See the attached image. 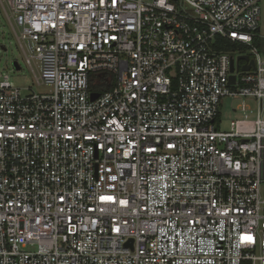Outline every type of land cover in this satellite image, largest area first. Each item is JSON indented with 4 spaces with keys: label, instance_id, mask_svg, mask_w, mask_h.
<instances>
[{
    "label": "built area",
    "instance_id": "built-area-1",
    "mask_svg": "<svg viewBox=\"0 0 264 264\" xmlns=\"http://www.w3.org/2000/svg\"><path fill=\"white\" fill-rule=\"evenodd\" d=\"M0 2V264H264V0Z\"/></svg>",
    "mask_w": 264,
    "mask_h": 264
},
{
    "label": "rangeland",
    "instance_id": "rangeland-1",
    "mask_svg": "<svg viewBox=\"0 0 264 264\" xmlns=\"http://www.w3.org/2000/svg\"><path fill=\"white\" fill-rule=\"evenodd\" d=\"M264 32V27H263ZM18 61L20 69H16L14 62ZM0 75H9L14 86H31L36 91L46 90L47 87L36 84L34 72L26 61V57L7 14L0 2ZM245 102L248 110L239 109ZM257 116V102L252 98L227 97L223 100L218 117V126L222 131L231 129V122L238 119L254 120Z\"/></svg>",
    "mask_w": 264,
    "mask_h": 264
},
{
    "label": "water",
    "instance_id": "water-1",
    "mask_svg": "<svg viewBox=\"0 0 264 264\" xmlns=\"http://www.w3.org/2000/svg\"><path fill=\"white\" fill-rule=\"evenodd\" d=\"M239 58L248 59L249 57H248V56H240ZM251 64H253V61H252L250 64L244 65L243 68L248 70V69H250ZM14 65H15V68H16V69H20V68H21V66H20V64H19L18 61H15V62H14ZM232 69H233V64H232ZM232 80L234 81V76L232 77ZM98 95H99V93H93V94H92V99L97 98Z\"/></svg>",
    "mask_w": 264,
    "mask_h": 264
},
{
    "label": "trees",
    "instance_id": "trees-1",
    "mask_svg": "<svg viewBox=\"0 0 264 264\" xmlns=\"http://www.w3.org/2000/svg\"><path fill=\"white\" fill-rule=\"evenodd\" d=\"M101 77H105V74L104 73H100L99 74Z\"/></svg>",
    "mask_w": 264,
    "mask_h": 264
}]
</instances>
